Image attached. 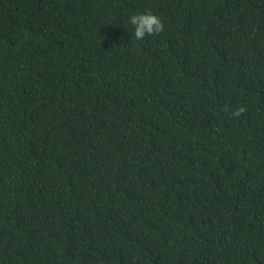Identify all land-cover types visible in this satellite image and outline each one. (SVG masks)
<instances>
[{"label":"trees","instance_id":"16d2710c","mask_svg":"<svg viewBox=\"0 0 264 264\" xmlns=\"http://www.w3.org/2000/svg\"><path fill=\"white\" fill-rule=\"evenodd\" d=\"M0 264H264V0H0Z\"/></svg>","mask_w":264,"mask_h":264},{"label":"clouds","instance_id":"9594fccd","mask_svg":"<svg viewBox=\"0 0 264 264\" xmlns=\"http://www.w3.org/2000/svg\"><path fill=\"white\" fill-rule=\"evenodd\" d=\"M125 23L132 26L131 34L137 41H142L148 35L159 34L164 29L162 19L157 14L148 11L129 15Z\"/></svg>","mask_w":264,"mask_h":264}]
</instances>
